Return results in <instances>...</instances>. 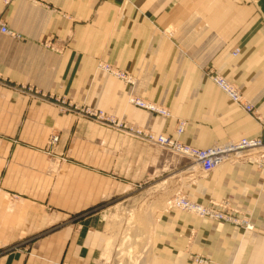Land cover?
<instances>
[{
  "label": "crops",
  "instance_id": "0c3cea01",
  "mask_svg": "<svg viewBox=\"0 0 264 264\" xmlns=\"http://www.w3.org/2000/svg\"><path fill=\"white\" fill-rule=\"evenodd\" d=\"M1 25L20 38L0 28V264H125L111 254L106 206L148 186L163 201L181 192L203 205L227 202L254 228L166 205L153 216L140 264H264L256 154L204 175L169 151L59 109L64 97L165 135L184 121L179 139L198 149L242 138L264 144V0H0ZM210 73L234 85L260 120Z\"/></svg>",
  "mask_w": 264,
  "mask_h": 264
},
{
  "label": "built area",
  "instance_id": "2783aa9c",
  "mask_svg": "<svg viewBox=\"0 0 264 264\" xmlns=\"http://www.w3.org/2000/svg\"><path fill=\"white\" fill-rule=\"evenodd\" d=\"M0 28L2 33L12 38H20L16 32L10 30L6 25H1ZM99 68L126 83L132 82L130 75L109 64L100 63ZM210 77L218 88L221 89L236 105L244 109L258 121L260 120V117L255 113L253 106L243 99L240 91L234 85L230 84L223 77L217 74L210 73ZM129 101L131 104H134L139 108L159 113L165 117L170 116V112L167 109L159 107L156 104L146 102L138 97H130ZM79 111L81 112L79 114L80 116L92 119L104 126L114 128L134 139L154 146H159L160 148L168 149L178 156L192 160L199 166L201 173L204 175H208L225 163L237 162L254 154L258 157L256 163L259 167L264 168V152L260 151L264 144L260 138H242L236 141L216 144L206 149H198L185 145L180 141L179 138L184 133L186 126L184 121H178L173 135H165L155 134L150 131L129 126L126 123L115 120L112 116L106 114L102 110L85 108L79 109ZM59 140L60 137L58 135H53L49 140V145L54 146L59 142ZM258 150L260 152H258ZM168 205L196 215L199 218H208L219 222L231 223L246 230H253L254 228L253 224L247 218L237 216L232 210L229 212L228 210L230 207L227 202L208 206L192 201L178 193L168 202ZM194 260L198 264L208 263V261L202 257H195Z\"/></svg>",
  "mask_w": 264,
  "mask_h": 264
},
{
  "label": "rangeland",
  "instance_id": "374dc122",
  "mask_svg": "<svg viewBox=\"0 0 264 264\" xmlns=\"http://www.w3.org/2000/svg\"><path fill=\"white\" fill-rule=\"evenodd\" d=\"M131 81H132L131 83H127V84H133L132 78ZM85 108L101 110L93 106L77 104L71 101L70 99L60 97V101H59L60 113H64V114L70 113L77 117L87 119L79 115L81 113L79 109H85ZM87 120H90L96 123L97 125L104 126L103 124L95 122L92 119H87ZM53 135H58V134L55 133ZM53 135H51V137ZM143 143L148 144L146 142ZM56 145L52 146L49 145L48 143V146L50 148H53ZM161 149L169 151L177 158L185 159L184 161H187L185 163L186 165L189 163V161L192 162L193 165H196L192 160L188 158L178 156L168 149H164V148ZM166 187L167 186H165L164 188ZM159 196L160 194L158 190L154 191V189H152L151 186H148L145 189L130 195L115 196L112 200L109 201L108 205L106 206L107 208L106 211L108 215H110L107 218L108 226H109L108 231L109 234L110 235L112 234L113 237L115 238L113 241L114 247L111 252L112 257L120 258L122 259L121 261L125 260L126 261L125 264H140L143 263L144 260H146L149 250V241L151 237L153 216L155 215V213L159 208L168 205L169 202L168 199L166 198L165 201H163L162 194H161L162 197L159 198Z\"/></svg>",
  "mask_w": 264,
  "mask_h": 264
},
{
  "label": "bare ground",
  "instance_id": "6f19581e",
  "mask_svg": "<svg viewBox=\"0 0 264 264\" xmlns=\"http://www.w3.org/2000/svg\"><path fill=\"white\" fill-rule=\"evenodd\" d=\"M82 117H84V116H82ZM85 118H86V117H85ZM87 119H88V118H87ZM176 195H177V194H176ZM176 195H175V196H176ZM253 227H254V226H253Z\"/></svg>",
  "mask_w": 264,
  "mask_h": 264
}]
</instances>
